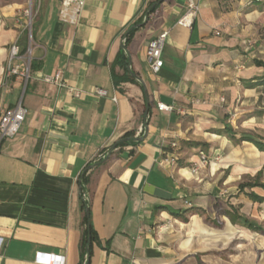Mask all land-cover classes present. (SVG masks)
Instances as JSON below:
<instances>
[{
    "label": "crops",
    "instance_id": "1",
    "mask_svg": "<svg viewBox=\"0 0 264 264\" xmlns=\"http://www.w3.org/2000/svg\"><path fill=\"white\" fill-rule=\"evenodd\" d=\"M155 1L85 0L68 25L60 0H38L28 42L26 0H0V80L14 41L30 51L25 84L0 86V113L19 99L27 110L0 141V264H51L40 252L80 264L83 198L97 237L90 264H264V189L239 190L264 182V150L238 140L264 139V86L247 85L264 75V2L192 0L185 27L187 0H162L145 19ZM162 31L153 73L146 48ZM56 73L64 86L41 79ZM127 132L141 139L102 161ZM232 207L262 230L233 223Z\"/></svg>",
    "mask_w": 264,
    "mask_h": 264
},
{
    "label": "built area",
    "instance_id": "2",
    "mask_svg": "<svg viewBox=\"0 0 264 264\" xmlns=\"http://www.w3.org/2000/svg\"><path fill=\"white\" fill-rule=\"evenodd\" d=\"M254 2H264V0H253ZM85 4V0H60L59 8V20L68 25H77ZM198 10V6L192 1L187 0V10L178 19V24L190 27L193 18ZM23 16L27 17L24 19L23 31L26 33V39L28 42L31 40V21H32V8L31 0L28 8L23 10ZM168 32L162 31L155 38L151 39L147 44L146 48V58L149 64L151 72L157 73L163 65L162 59V48L167 37ZM29 47L26 48L25 52L21 54V49L18 44V40L14 41L8 51V57L2 78L0 80V86L4 91H9V83L12 78H19L25 84L26 79L29 76V64H30V53ZM23 59L26 67L21 69L18 59ZM41 79L48 83H54L59 86H64L61 81L59 73L53 76L43 75ZM72 90V89H69ZM97 93L103 95L105 93L102 89H97ZM157 109L159 111H171L174 109L172 105H167L164 103H157ZM26 108L22 105L21 99L17 102L15 106L10 109H2L0 113V141L3 138H8L14 136L18 131L25 119ZM170 146L172 148L176 147V142H171ZM200 162L206 164L210 162V158L203 152H199ZM218 158L217 155L214 157ZM171 162H175V157H169ZM264 171V169H263ZM84 197V195H83ZM2 244V239L0 238V246ZM35 260L37 262L51 263V264H63V257L60 255L50 254V253H37Z\"/></svg>",
    "mask_w": 264,
    "mask_h": 264
},
{
    "label": "trees",
    "instance_id": "3",
    "mask_svg": "<svg viewBox=\"0 0 264 264\" xmlns=\"http://www.w3.org/2000/svg\"><path fill=\"white\" fill-rule=\"evenodd\" d=\"M131 32L132 31H130L128 33V36H126V40L129 39V35H130ZM21 52H25V49L23 48ZM122 57H123L122 59L125 60L124 55ZM256 64L264 66V63L261 62V61H256ZM247 85L249 87H255L257 85H263L264 86V75L262 77H260L259 79H256L254 82L248 83ZM220 132L228 135L230 139H234V135L232 134V130H231L230 127H228V126L224 127V129L222 131H220ZM129 136H130V133L127 132L121 137V139L122 138H130ZM121 139H119V140H117L115 142L116 143L115 147L120 146V145L124 144L125 142H127V141H125V142L120 141ZM238 140L251 141L257 146V148H259L260 150H264V139H258L257 137H254V136H252L250 134H240ZM101 160H99L98 162H100ZM85 172H86V169L84 170L83 175H84ZM83 175L81 177V183H84ZM254 186H258V187H261V188L264 189V182H260L259 179H258V176H257L254 179H251L249 181H245V182L240 183L239 184V190L240 191H244L245 188H251V187H254ZM83 194H81L82 197H83ZM245 194L248 195L253 200H262L261 197L257 196L255 193H253L251 191L250 192H246L245 191ZM86 207L89 208L86 199L83 198V201L81 203V208L84 210V212H85V208ZM231 210H232L231 212L230 211H225V214L230 218V220L233 223H239V224H241L243 226H246V227H248L250 229H253V230H256V231L262 230V227L257 225L255 222L248 220L246 217H244L242 215H239L237 213V210L234 209L233 207H232ZM87 220L88 219H87V217L85 215L84 216V227H83V230H82V238H81V243H80V256H81L80 264H90L91 254H92V246H93V243L97 239L95 230L93 229V226H92L91 221H90V214H89V226H87ZM88 237H90V242H89V251H88V254H87L86 245H87Z\"/></svg>",
    "mask_w": 264,
    "mask_h": 264
},
{
    "label": "water",
    "instance_id": "4",
    "mask_svg": "<svg viewBox=\"0 0 264 264\" xmlns=\"http://www.w3.org/2000/svg\"><path fill=\"white\" fill-rule=\"evenodd\" d=\"M161 1H162V0H157V1H155L154 3H152V4L149 6V8H148V9L146 10V12H145V19L148 17V11H149L152 7H154L155 5L159 4ZM135 26H138V24L135 25ZM144 92H145V94H146L145 89H144ZM147 111H148V102H147V100H146V106H145V111H144V119L146 118ZM143 125L146 127V123H145V122H144ZM130 139L140 140L141 137H140V138H133V137H130V138H122L120 141L125 142V141H128V140H130ZM115 146H116V143H113V145L110 147V149L107 151V153H106V154L104 155V157L102 158V161H105V160L109 157L111 151L115 148ZM97 163H98V162H95V163H93V164L88 165V166L86 167V169L92 167L93 165H95V164H97ZM85 215H86V217H87V219H88V220H87V226H89V208H88V207L85 208ZM89 242H90V237H88L87 245H86V252H87V254H88V251H89Z\"/></svg>",
    "mask_w": 264,
    "mask_h": 264
},
{
    "label": "rangeland",
    "instance_id": "5",
    "mask_svg": "<svg viewBox=\"0 0 264 264\" xmlns=\"http://www.w3.org/2000/svg\"><path fill=\"white\" fill-rule=\"evenodd\" d=\"M37 3H38V0H31L32 21H33V19H34V17H35V11H36V7H37ZM29 4H30V0H26V4H25L24 9H25V8H28V7H29ZM24 9H23V10H24ZM22 15H23V13H22ZM23 17H24L25 20H27V17H25V16H23ZM32 21H31V24H32ZM263 169H264V166L262 167V173H263V175H264V171H263ZM208 223H209V222H208Z\"/></svg>",
    "mask_w": 264,
    "mask_h": 264
}]
</instances>
